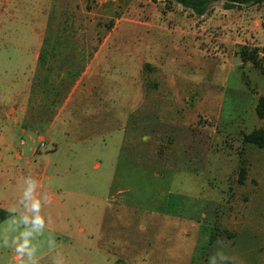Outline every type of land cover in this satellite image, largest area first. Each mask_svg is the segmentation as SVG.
<instances>
[{
	"label": "rangeland",
	"instance_id": "rangeland-1",
	"mask_svg": "<svg viewBox=\"0 0 264 264\" xmlns=\"http://www.w3.org/2000/svg\"><path fill=\"white\" fill-rule=\"evenodd\" d=\"M52 1L0 0V103L28 75ZM57 2L99 11L91 0ZM113 3L102 0V24ZM115 3L121 17L94 56L105 57L102 117L114 129L73 146L85 171L47 170L32 203L25 181L6 174L8 163L25 168L13 154L28 134L0 118V204L11 213L0 264H264V147L241 139L261 124L264 75L237 54L248 45L264 56V0L214 2L201 16L163 0Z\"/></svg>",
	"mask_w": 264,
	"mask_h": 264
},
{
	"label": "crops",
	"instance_id": "crops-1",
	"mask_svg": "<svg viewBox=\"0 0 264 264\" xmlns=\"http://www.w3.org/2000/svg\"><path fill=\"white\" fill-rule=\"evenodd\" d=\"M57 1H52L48 11L28 75L19 89L13 80L7 92L8 100L0 103V118L20 124L21 132L28 134L27 141L21 140L25 146L21 153L13 154L23 161L25 168L8 163L6 174L11 183L16 182L15 178L25 181L32 192V203L46 191L45 180L51 179L47 170L64 173L76 168V171H85L83 164L73 163L76 155L73 146L94 139L97 145L101 144L102 134L114 129L113 117H102L105 57L94 56L102 51L104 40L116 26L115 18L121 17L116 16L118 4L114 0L104 9L111 17L102 24L105 20L102 19V0H91L98 4L99 11L92 15L96 17H87L90 11H86V5L83 8L73 3L64 6ZM115 92L108 106L110 109L115 108L118 99L117 89ZM134 94L132 106L137 111V90ZM122 128L124 130V125ZM59 134L60 138H55ZM0 138L5 139V136ZM123 142L124 138L121 149ZM7 145L11 146L10 140ZM65 148L69 150L64 151ZM57 154H60L59 159L66 157V161L54 159ZM100 166L95 162L92 167L98 170ZM82 181L89 182L88 179Z\"/></svg>",
	"mask_w": 264,
	"mask_h": 264
},
{
	"label": "trees",
	"instance_id": "trees-1",
	"mask_svg": "<svg viewBox=\"0 0 264 264\" xmlns=\"http://www.w3.org/2000/svg\"><path fill=\"white\" fill-rule=\"evenodd\" d=\"M166 2H175L180 4L184 9L190 10L193 14L201 16L203 15L210 4L221 1L225 9L241 8L245 5L255 4L261 0H163ZM237 54L242 63L250 62L252 65L260 70L264 75V56L260 55L258 47L242 45ZM255 113L261 120V124L258 127L251 129L248 132L242 133L241 139L245 144H253L260 148L264 147V96L260 95L255 103ZM246 167L241 166L238 172V182L242 183L245 179ZM10 216V212L0 207V222ZM228 236H231L228 233ZM216 239V235L209 238V242L212 243ZM264 254V245L261 248ZM217 264H240L234 263L230 259H221Z\"/></svg>",
	"mask_w": 264,
	"mask_h": 264
}]
</instances>
